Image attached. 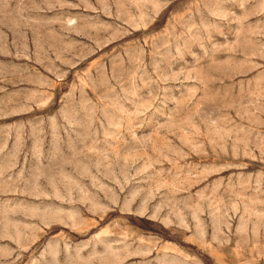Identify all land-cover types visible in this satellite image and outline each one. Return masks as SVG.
<instances>
[{
    "label": "rangeland",
    "instance_id": "1",
    "mask_svg": "<svg viewBox=\"0 0 264 264\" xmlns=\"http://www.w3.org/2000/svg\"><path fill=\"white\" fill-rule=\"evenodd\" d=\"M0 264H264V0H0Z\"/></svg>",
    "mask_w": 264,
    "mask_h": 264
}]
</instances>
